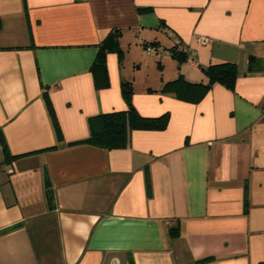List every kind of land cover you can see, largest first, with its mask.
<instances>
[{
  "label": "crops",
  "instance_id": "0c3cea01",
  "mask_svg": "<svg viewBox=\"0 0 264 264\" xmlns=\"http://www.w3.org/2000/svg\"><path fill=\"white\" fill-rule=\"evenodd\" d=\"M221 62L233 89L195 103L161 90ZM122 82L166 127L82 143L91 116L126 107ZM0 264H264V0H0Z\"/></svg>",
  "mask_w": 264,
  "mask_h": 264
},
{
  "label": "trees",
  "instance_id": "16d2710c",
  "mask_svg": "<svg viewBox=\"0 0 264 264\" xmlns=\"http://www.w3.org/2000/svg\"><path fill=\"white\" fill-rule=\"evenodd\" d=\"M154 47L158 49L157 44H145V46ZM117 38L115 31H111L100 43L99 51L91 65V72L93 75L94 85L96 88H105L108 84L107 66L105 62V55L108 51H117ZM169 53L178 61L188 59L190 52L185 48L179 46V42H174L168 49ZM253 69V58L249 59L248 70ZM204 72L207 75V81H189L183 76L168 80L163 83L161 90L174 92L175 95L184 101L191 103L198 102L206 91L214 84L220 83L229 89L234 88L235 79L237 75V67L231 62L211 63L204 67ZM122 94L126 103V107L120 110H111L93 115L89 118V136L82 141L103 149L120 148L126 146L128 142V133L132 129H154L161 130L166 127L168 121V113L156 117H146L140 115L131 102V86L129 82H122ZM43 98L47 107V111L55 128L57 134H60L59 124L55 115V111L47 91L43 93ZM4 150L5 146H3ZM6 159H9L8 153ZM147 190L149 191V182L147 181ZM45 185L48 188L50 182L45 179ZM246 190V188H245ZM47 198L50 201L51 194L49 189L46 191ZM246 204V191L244 197ZM176 233L175 230L171 231ZM209 258H204L201 261H206Z\"/></svg>",
  "mask_w": 264,
  "mask_h": 264
},
{
  "label": "built area",
  "instance_id": "2783aa9c",
  "mask_svg": "<svg viewBox=\"0 0 264 264\" xmlns=\"http://www.w3.org/2000/svg\"><path fill=\"white\" fill-rule=\"evenodd\" d=\"M147 50L150 51H154V49L152 47H147ZM188 59L190 60H194L193 56L191 55V53L188 55Z\"/></svg>",
  "mask_w": 264,
  "mask_h": 264
}]
</instances>
